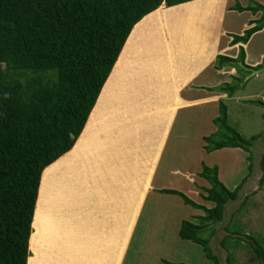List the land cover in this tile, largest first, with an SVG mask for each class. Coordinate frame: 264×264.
Here are the masks:
<instances>
[{"label": "rangeland", "instance_id": "374dc122", "mask_svg": "<svg viewBox=\"0 0 264 264\" xmlns=\"http://www.w3.org/2000/svg\"><path fill=\"white\" fill-rule=\"evenodd\" d=\"M234 1L193 0L196 9L182 4L167 9L161 4L134 26L111 71L113 77L111 73L107 77L89 116L93 130L83 137L88 151L83 150L67 164L52 186L53 229L35 233L33 252L30 236L28 264H161L162 259L212 264L201 245L178 235L180 222L197 221L202 211L184 204L176 194L157 191L174 188L211 206L202 197V187L209 186L199 175L202 165H216L219 178L230 189L247 176L238 198L226 205L224 220L209 238L218 264H226L229 252L233 264H261L250 244L256 241L264 246V181L260 183L264 173V144L260 143L264 105L246 100L264 101V70L245 74L241 88L230 97L215 91L216 96L206 98L204 92L212 90H207V85L199 87L229 82L230 74L237 73L229 66L214 68L216 54L236 57L239 43L229 45L227 33L241 34L248 20L260 12L231 10ZM239 1L245 5L249 0ZM211 5L215 6L209 11ZM190 11L194 12L191 17ZM157 15L169 16L160 29ZM202 43L210 48L205 49ZM244 46L245 63L254 69L264 67V28ZM113 83L120 86L118 91ZM177 83L182 85L173 89ZM196 83L198 87H192ZM171 92H176L174 98L178 99L170 97L169 104L162 106L165 93ZM220 99L226 104L228 123L243 137L261 133L251 151L239 147L210 153L204 150L202 137L216 128L213 118ZM71 152L61 155L53 166L64 162ZM96 190L109 194L103 198L98 218L93 214ZM225 225L228 227L223 229ZM227 231L239 238H230L222 246ZM209 234L206 229L201 232L203 237Z\"/></svg>", "mask_w": 264, "mask_h": 264}, {"label": "trees", "instance_id": "16d2710c", "mask_svg": "<svg viewBox=\"0 0 264 264\" xmlns=\"http://www.w3.org/2000/svg\"><path fill=\"white\" fill-rule=\"evenodd\" d=\"M188 1L192 0H0V264H28L42 172L71 150L82 134L134 26L161 4L170 7ZM229 9L260 15L249 19L241 34L228 33L229 45L239 43L236 57L216 54L214 68L229 66L237 73L230 74L231 81L207 90L227 97L241 88L248 73L239 64L248 66L243 45L264 28V3L249 0L243 5L235 0ZM246 101L264 105L261 99ZM228 122L226 104L220 99L213 118L216 129L202 137L206 152L224 147L251 151L261 133L245 138ZM261 164L264 170V158ZM199 175L209 185L202 187V197L211 206L174 188L157 191L176 194L184 204L202 211L197 221L183 219L178 235L201 245L212 264H218L209 238L224 220L226 205L238 198L247 176L230 189L219 178L216 165H202ZM204 229L210 232L208 237L201 235ZM230 238L239 236L227 231L222 246ZM250 246L264 264V246L256 241ZM233 263L229 252L226 264Z\"/></svg>", "mask_w": 264, "mask_h": 264}, {"label": "crops", "instance_id": "0c3cea01", "mask_svg": "<svg viewBox=\"0 0 264 264\" xmlns=\"http://www.w3.org/2000/svg\"><path fill=\"white\" fill-rule=\"evenodd\" d=\"M217 1H220V0H215V2ZM182 5H187L188 8H195V4L193 3V0L192 1H188V2H185V3H181ZM181 4H178V5H181ZM178 5H174V6H170V8L167 7V9H172V8H176ZM212 6H215V5H211L209 9L212 10L214 9V7ZM208 8V6H206ZM163 10V9H161ZM152 13V12H151ZM151 13H149L148 15H150ZM190 17L192 14H194L193 11H190ZM148 15H146L145 17H147ZM144 17V18H145ZM188 15H187V20H189L190 18ZM143 18V19H144ZM142 19V20H143ZM157 19H158V25H159V29L163 27V25L169 20V16H164V15H157ZM142 20H140L137 24H139L140 22H142ZM161 20V21H159ZM191 20V18H190ZM147 21V20H146ZM166 21V22H165ZM187 23V21H185ZM140 25V24H139ZM138 25V26H139ZM136 26V25H135ZM192 29H194L193 26H190ZM195 30L198 31L197 27H195ZM262 30V29H261ZM229 33V32H228ZM227 33V34H228ZM193 34H195V32H193ZM201 38H199V40H202L203 36H200ZM230 37V36H229ZM194 40H198L197 37H193ZM206 38H204L203 40H205ZM231 39V37H230ZM230 41V40H229ZM248 43V42H247ZM246 43V44H247ZM195 44V43H194ZM198 44V43H197ZM203 46H206L205 49H209L210 47L207 46V44L205 43V45L202 43ZM210 45V44H209ZM214 45V44H213ZM245 45V44H244ZM243 45V46H244ZM246 46H244V49H245ZM244 54H246V49L244 51ZM121 59V57H120ZM115 65H117L115 63ZM116 68V66H115ZM114 76H116V70L114 69ZM112 73H111V78H112ZM110 78V77H109ZM114 81V80H113ZM182 82V81H181ZM114 85V89L116 91L119 90V85L117 83H113ZM182 84L179 85V83L175 84V86H173V89H176L177 90V87L181 86ZM192 87H198V83L196 84H191ZM205 85H207V87L209 86H213V85H209V84H199V87L202 88V87H205ZM111 90V89H109ZM215 91H209V92H204V96L209 97V96H216L215 95ZM176 94L175 93H165V97H164V100L162 99V106L166 105L167 103L169 104V102H167V99L170 98V97H173V99H178V98H174V95ZM172 99V100H173ZM193 100V99H192ZM175 101V100H173ZM164 102V103H163ZM172 104V103H171ZM94 114V112H93ZM92 116V113L91 115ZM91 120V119H90ZM90 124V121L88 119V122L82 132V134L80 135V137L78 138V140H80L78 143L77 141L75 142V144L73 145V147L71 148L72 152L70 153V156H67V158H61L64 162H57V164L55 166H53V163L49 164L47 167H45V169L43 170L42 172V175H41V183H40V191H39V194H38V197H37V200H36V207H35V211H34V217H33V220L31 222V224L33 225V233L31 234V238H32V244H31V250L33 252V249L35 250V238H36V235L35 233L39 232L40 230L43 231L45 228L47 229H53V225H51L50 223L52 222V217L50 215H52V209L50 207V202L52 201V186L53 184L55 183V180H59V177L61 175L64 174V171L65 170V166L67 164H69L70 162H72V160L76 157H79L80 154L85 151H88V143H87V140L83 139L86 138L87 136H90V134L92 133V125H88ZM88 129V132L86 131ZM216 129V128H215ZM103 141V140H102ZM106 142H108V140L106 139ZM103 149V148H102ZM70 151V150H69ZM85 154H90L89 152L85 153ZM84 154V155H85ZM58 160V159H57ZM56 160V161H57ZM66 173V172H65ZM55 175V176H54ZM67 183V181H66ZM66 183H64L63 185V191L65 190V193L67 194L66 192ZM52 194V195H51ZM109 194H107V191H103V190H96V193L93 194L94 197H96V201H95V210H94V217L98 218L97 217V214L98 212L101 213V209L102 207L104 206V201H103V198H105L106 196H108ZM68 197H71L70 195H68ZM95 199V198H94ZM99 200V201H98ZM100 205V206H99ZM101 207V208H99ZM89 210H91L90 207H87ZM51 209V210H50ZM110 209V208H109ZM88 212V211H87ZM86 212V213H87ZM90 214L92 213V211H89ZM104 211H102L103 213ZM111 212H109L110 214ZM116 219L119 221V218L116 216ZM101 224V223H100ZM48 226H52V228L48 227ZM117 227V226H116ZM118 228V227H117ZM117 230V233L119 232L118 229ZM34 257L32 256L31 259H33ZM33 262V260H32Z\"/></svg>", "mask_w": 264, "mask_h": 264}, {"label": "water", "instance_id": "95a60500", "mask_svg": "<svg viewBox=\"0 0 264 264\" xmlns=\"http://www.w3.org/2000/svg\"><path fill=\"white\" fill-rule=\"evenodd\" d=\"M245 70H247L248 72H249V74H254V73H257V72H261V70H264V67H262V68H257V69H254V68H251V67H247V66H244V65H242L241 63H239ZM261 137V139H260V143H261V145H263L264 144V133H263V135H261L260 136Z\"/></svg>", "mask_w": 264, "mask_h": 264}]
</instances>
